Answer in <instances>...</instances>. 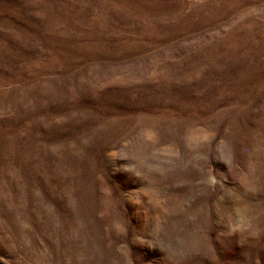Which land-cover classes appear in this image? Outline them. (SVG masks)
Returning <instances> with one entry per match:
<instances>
[{"label":"rangeland","instance_id":"374dc122","mask_svg":"<svg viewBox=\"0 0 264 264\" xmlns=\"http://www.w3.org/2000/svg\"><path fill=\"white\" fill-rule=\"evenodd\" d=\"M0 264H264V0H0Z\"/></svg>","mask_w":264,"mask_h":264}]
</instances>
